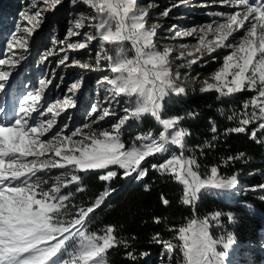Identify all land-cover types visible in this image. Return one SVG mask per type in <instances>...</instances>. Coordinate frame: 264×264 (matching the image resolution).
Segmentation results:
<instances>
[{
  "label": "snow or ice",
  "instance_id": "snow-or-ice-1",
  "mask_svg": "<svg viewBox=\"0 0 264 264\" xmlns=\"http://www.w3.org/2000/svg\"><path fill=\"white\" fill-rule=\"evenodd\" d=\"M220 2L237 10L229 14L217 13L223 17V22L214 21L215 26L209 24L176 33L179 36L200 33L198 43L192 46V50L181 53L177 59L199 53V56L186 61L190 68L205 56L212 57V53L218 49L232 50L223 58L222 66L204 80L200 91H215L218 100L243 91L257 93L250 101L243 103V112H233L228 116L229 120H238L239 123L224 133H245L248 125L260 121L258 129L251 132V138H255L257 130H264V2ZM60 3L61 0H51L52 7ZM77 3L87 5L94 12V15L76 14L77 18L68 29V37L82 36V39L68 42L67 39L53 37L51 44L62 47L46 49L42 59L47 60L55 54L59 57L57 68L75 65L88 71L101 70L100 61H108L110 75L98 81V84L106 86L104 91L107 95L103 102L97 101L92 105L89 115L94 118L89 122L69 129L66 121L47 140L41 137L52 132L57 125V117L76 107L73 96L82 87V77L67 89L73 96L66 95L63 99L42 104L45 90L55 77L53 70L47 79L39 80L38 90L28 91L24 95L18 112L9 113L0 107V264H108L109 249L119 245L127 248L128 241L118 238L114 225L105 226L102 234H98L89 231V223L95 210L115 190L106 187L88 206L73 204L75 193L62 190L75 184V191L83 192L85 189L80 173L95 172L100 181L110 183L120 175L119 170H123L122 178L141 181L148 175V169L141 166L142 162L149 157L168 153H171L168 159L159 164L153 163L151 167L162 175L170 174L182 185L181 202L192 208L193 216L186 224L169 229L175 233L172 240H161L157 233L152 242L163 245L169 264L177 248L180 257L175 264H230L229 250L236 244L233 234L214 238L210 231L213 226H222V213L215 211L203 217L196 213L202 196L231 193L237 188L238 177L235 174L230 177L220 175L217 166H212L210 172L202 177L197 170L199 164L195 150L186 142L190 133L180 126V121L185 117H163L166 99L173 95H184L186 89L176 83L180 73L172 71L169 58L171 49L157 50L154 37L159 25L146 27L149 12L139 8L137 0H70V6ZM20 15L30 25L24 31L31 37L42 23L41 13L25 10ZM162 15L168 17L169 10ZM85 21L94 32L82 34L79 31L85 28ZM240 29H244V34L237 40L234 33ZM209 35L212 39H208ZM13 40L17 41L25 54L28 53L27 39L14 36ZM92 41L99 42L96 65L79 60H72L70 64L68 50L91 51L89 46ZM126 44L131 47H126ZM105 45H115V55H110ZM12 47L10 42L8 48ZM129 52L133 53L131 57ZM25 58L22 54L19 60ZM215 59L212 57L213 61ZM19 60L0 59V65L9 64L14 68ZM180 67H184V64ZM11 75L10 70L0 69V92L8 86ZM118 97L127 98L122 102L124 115L105 127L101 122L116 114L112 105L121 104ZM250 107L251 112L248 111ZM186 115L194 118L196 114L188 112ZM145 116L153 118L162 130L157 135H153L152 130L138 135L132 145L126 147L121 138V129L130 120L140 121ZM211 133L213 141L219 138L214 123L211 124ZM204 146L214 145L206 141ZM176 150H179V154ZM244 155L240 152L228 156L224 163L239 160ZM53 169L65 171L53 176L50 175ZM257 189L264 191V184L253 186V190ZM260 198L264 200V195ZM161 199L165 206L169 204L164 197ZM243 206L251 208V205ZM72 208L76 209L75 212L71 211ZM227 217L235 222L233 213H228ZM154 222L161 221L154 218ZM134 252H127V256L135 262L138 257ZM147 255L146 252L139 254L140 257Z\"/></svg>",
  "mask_w": 264,
  "mask_h": 264
},
{
  "label": "trees",
  "instance_id": "trees-1",
  "mask_svg": "<svg viewBox=\"0 0 264 264\" xmlns=\"http://www.w3.org/2000/svg\"><path fill=\"white\" fill-rule=\"evenodd\" d=\"M18 3V0H0V9L2 12L6 9L13 11L18 7ZM1 18L2 14L0 20ZM109 54L111 55V51ZM213 66L212 64L205 68V73L209 74ZM185 89L186 94L173 95L166 99L163 117H185L180 121V126L190 133L186 137V142L195 150L199 164L197 170L202 177L210 172L212 166H217L222 176L237 175V186L240 188L238 195L231 194L228 200L202 196L196 214L203 217L220 211L222 227L233 234L237 242L257 243L264 239V200L260 198L264 195V191L253 190V186L264 184V148L261 142L257 143L260 141L258 133L255 138H251L249 129H246L245 133L224 135L227 129L236 127L239 123L238 120H229L228 116L233 112H243V103L251 100L252 97L249 93H238L233 97H222L218 100V93L215 91L202 93L199 85L193 84ZM188 112L196 115L194 118L188 117L186 115ZM212 123L217 126L216 135L219 137L215 141L212 140ZM138 130L141 132L152 130L154 135H157L161 129L156 128L153 121L146 119L140 123ZM206 141H210L214 146L205 147ZM176 151L179 154V150ZM240 152L245 154L243 158L224 163L228 156H235ZM170 155L171 153L156 155L142 162L141 166L148 169V175L141 181L122 178L120 173L110 183H106L100 181L95 172L80 173L85 190L76 192V187L73 188L75 195L72 203L75 205L88 206L106 187L115 190L100 208L95 210L89 223V231L98 234H102L101 230L105 226L114 225L118 238L128 241L127 248L119 245L109 249L108 264H159L161 261H166L168 255L163 251V245L153 243V236L158 233L161 240H172L175 233L169 229L178 228L192 218V208L181 202L182 185L178 184L170 174L162 175L151 167L153 163L164 162ZM161 197L169 201L167 206L163 204ZM244 204L251 205V208L244 207ZM75 210V208L71 209L72 212ZM228 213H233L236 218L233 224L228 222ZM154 218H159L161 222L155 223ZM210 230L215 238L217 235L215 227ZM133 250L138 257L135 262L127 256V252ZM142 252L148 255L140 257L139 254ZM178 253L177 248L173 254L174 264ZM256 260L263 259L258 257Z\"/></svg>",
  "mask_w": 264,
  "mask_h": 264
},
{
  "label": "rangeland",
  "instance_id": "rangeland-1",
  "mask_svg": "<svg viewBox=\"0 0 264 264\" xmlns=\"http://www.w3.org/2000/svg\"><path fill=\"white\" fill-rule=\"evenodd\" d=\"M18 2V7L13 11L6 9L5 12H2L0 9V14H2L0 20V59L15 58L19 60L22 54L25 55L26 58L24 60H19V63H17L14 68L9 64L0 65V69L10 70L12 72V75L9 77L8 86L3 92H0V107H3L5 111L9 113L18 112L20 101L23 99L24 95H26L28 91L38 90L39 80L47 79L49 75L52 74L53 70H55V77L53 78L52 84L45 90L44 97L41 100L42 104L47 101L55 102L57 98L63 99L66 95L73 96L72 93L67 92L68 87L74 81L81 80V77L83 78L81 89L73 96L76 107L68 109L57 117V125L53 128L52 132L41 137V139L47 140L56 132L57 128L66 121L69 124V129H75L89 122L91 118H94L89 115L92 105L97 101L103 102L104 96L107 95L104 91L106 86L98 84V81L105 75H110L107 68L108 61H100L101 70L88 71L75 65L57 68L56 61L59 57L55 54L47 60L42 59L46 49L50 50L53 47H62L61 45L53 46L51 44L53 37L57 39H67L68 42H77L82 39V36L68 37L66 34L68 29L72 27V22L77 18L76 14L84 13L86 15H94L93 10L87 5L77 3L75 6H70V0H61V3L55 7H52L51 0H18ZM249 2L251 4H256L258 2H264V0H249ZM33 5H35V7H33ZM137 5L139 8L146 9L149 12L148 24L146 27L151 28L159 25L156 29L154 42L159 51H163L165 48L171 49L169 58L172 61V71L173 73L177 71L180 73V79L176 80L178 86L186 88L195 84L199 85L201 88L204 80L208 79L213 72L222 66L223 58L232 51L231 49H218L216 52L212 53V57L216 58L214 61L212 57L205 56L204 59L199 60L189 68L186 61L199 56V53H194L193 56H185L181 59H177V57H179L181 53H187L192 50V46L198 43L200 33L189 36H179L176 35V33H182L192 28L199 29L209 24L215 26L213 23L214 21L223 22V17L216 15L217 13H234L237 10L235 7H229L227 4L221 3L220 0H137ZM149 5H151V7H148ZM25 10L30 13H35L37 11L41 13L40 19L42 23H40L31 37H28L27 33L24 31V29L30 27V25H28L27 21L20 15V13ZM165 10H169L168 17L162 15ZM79 31L83 34V32H94L95 30L88 28L87 21H85V28ZM243 34L244 29H240L238 32L234 33V36L238 40ZM14 36L27 39L28 53L25 54L24 50L18 46L17 41L13 40ZM208 39H212V36L209 35ZM231 39L232 38H230V40ZM10 42L13 44L12 49L8 48ZM98 43V41L91 42L89 46L92 49L91 51H89V49L75 52L68 50L69 63L71 64L72 60H79L95 66L97 63L96 53L99 51L97 47ZM184 45L187 47H182ZM115 47V45H105V49L108 52L111 51V55H115ZM126 47L130 48L131 46L130 44H126ZM63 54L64 53H60V55ZM82 54L85 55L83 56ZM132 55L133 53L129 52V57ZM181 64H184V67H180ZM212 64L214 65L213 70L209 74H206L204 69ZM241 93H249L251 97L257 94L252 91H243ZM234 95L229 97H233ZM117 99L121 100V104L113 103L112 108L115 110L116 114L106 118V121L101 122L105 127L110 126L111 123L116 122L124 115L122 102L127 98L118 97ZM248 111H252L251 107ZM33 115L36 114L34 113ZM69 116L71 117L70 120L67 119ZM46 118L47 117H42V119ZM146 119L153 121L150 116H145L140 121L130 120L121 129L123 133L121 138L125 142L126 147L132 145L136 136L145 133V131L141 132L138 128L140 123ZM259 123L260 121H256L248 125L247 129H249V132L251 133L253 129H258ZM85 131H87V129H85ZM256 133H258L260 137L259 140L264 148V130H257ZM136 143L139 144V141H136ZM49 155H52V153H49ZM56 159L59 160L60 158L56 157ZM63 171L65 170L53 169L50 175H59ZM119 171L120 173L123 172V170ZM40 175H43V173H40ZM75 187L76 185L72 184L62 191H73ZM239 189L240 188L237 186L231 193H224L220 196L208 194L207 196L228 200L231 194L234 196L238 195ZM228 222L233 224V221L229 220ZM214 227L217 234L215 238L221 236L227 237L229 234L226 228L222 226ZM179 257L180 251L178 253V258ZM258 257L263 260H256ZM228 260L230 264H264V239L259 240L257 243H239L236 241L233 248L229 250ZM159 264H169V261L167 259L164 262L161 261ZM171 264L174 263L171 262Z\"/></svg>",
  "mask_w": 264,
  "mask_h": 264
},
{
  "label": "water",
  "instance_id": "water-1",
  "mask_svg": "<svg viewBox=\"0 0 264 264\" xmlns=\"http://www.w3.org/2000/svg\"><path fill=\"white\" fill-rule=\"evenodd\" d=\"M152 120L154 121V119H153V118H152ZM154 123H155V127H156V128H161L159 125H157V124H156V122H155V121H154Z\"/></svg>",
  "mask_w": 264,
  "mask_h": 264
}]
</instances>
